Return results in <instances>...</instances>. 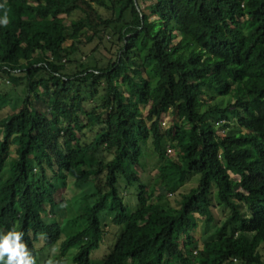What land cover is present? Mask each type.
I'll return each mask as SVG.
<instances>
[{
	"label": "trees",
	"instance_id": "trees-1",
	"mask_svg": "<svg viewBox=\"0 0 264 264\" xmlns=\"http://www.w3.org/2000/svg\"><path fill=\"white\" fill-rule=\"evenodd\" d=\"M5 15L0 75L17 84L3 67L24 71L25 96L0 118V232L22 231L36 259L38 237L51 245L61 234L40 196L54 194L53 177L68 175L76 186L94 183L85 196L93 204L79 216L87 225L60 244L61 256L78 246L70 264H89L103 211L124 229L101 264H264V0H155L146 8L137 0H0ZM85 33L96 43L84 63ZM147 148L156 173L144 184L136 169ZM119 176L137 183L132 212ZM153 187L174 204L152 201ZM199 217L218 233L202 247L192 235Z\"/></svg>",
	"mask_w": 264,
	"mask_h": 264
},
{
	"label": "rangeland",
	"instance_id": "rangeland-1",
	"mask_svg": "<svg viewBox=\"0 0 264 264\" xmlns=\"http://www.w3.org/2000/svg\"><path fill=\"white\" fill-rule=\"evenodd\" d=\"M155 2V0H137V3L142 8L148 7L150 4ZM56 14L58 16H62L59 13H51L49 15ZM90 34L85 33L82 37V42H85L86 45H81L80 49L83 51V55H81L82 62H91L92 54L89 53L91 48L95 46L96 41H89ZM113 38L110 34L105 36L103 43L105 44L106 48L112 49L114 47ZM70 44L75 45V40H70ZM100 49L103 53L106 54L105 50L100 46ZM85 54V55H84ZM104 61V57L100 54H97ZM109 56V55H106ZM22 75H18L20 78L17 84H14L10 79L7 83L3 75H0V118L7 116L8 114L15 112L18 110L21 105L22 101L25 96V80L22 79ZM41 91V90H39ZM119 92L122 94L125 93L123 87L119 88ZM97 102V101H95ZM92 103H86V107L90 108ZM143 115L145 116L148 105H140ZM163 128L168 127L171 125V120L169 116H164L161 118ZM24 126V124H23ZM150 127H152V122H150ZM21 128V127H20ZM20 128H15L14 132ZM236 132V130L229 129L225 133L232 134ZM88 136L84 138V140H89L91 133H87ZM1 136V133H0ZM165 154L170 158H177L179 159V153L171 147L165 146ZM15 146L11 144L10 146V158L15 156L14 153ZM98 155L106 159L107 155H104L101 151H98ZM31 158V157H30ZM157 155L155 152L151 151L150 148L145 150L144 155L141 158L140 166L137 167L136 171L141 174V182L144 184L151 183L150 180L156 173L155 168V160ZM32 159V158H31ZM50 174V170L47 171ZM232 178L238 179L239 172H230ZM52 183L55 185V192L52 195L47 193H43L40 196L41 201L44 203L45 207H47V212L44 215L47 219V222L50 223H58L60 225V237L58 240L49 245L45 243L44 237L40 235L38 239L33 243L36 250V264H70L72 263L73 256L77 252L76 245L67 249L63 256L60 255V244L63 240H65L68 236H71L78 232L79 230L83 229L87 225V220L85 216L89 208L93 204L92 198L85 197L87 193H90L94 190V183L88 182L81 186H76L72 178L70 176H66L63 180L56 178H52ZM195 183L185 182L179 183L176 185L175 192L186 191L190 187L194 186ZM118 191L123 199V203L127 207V211L132 212L138 206V188L137 183H133L127 185L124 179L119 176L118 177ZM154 196L152 201L159 203V204H167L172 203L174 204V195L171 194L169 191H166L163 196H157V189L153 187ZM145 202V201H144ZM220 214V212H219ZM217 211L215 212V217L217 218ZM112 216L113 213L109 211H103L99 214V218L101 224L104 229V236L99 242V244L91 249L89 254V264H101L104 258L110 253L111 249L113 248L118 236L124 229V225L116 226L112 223ZM79 217V218H78ZM222 220V215L220 214ZM229 232V231H227ZM192 235L194 239L197 241L199 247H202L205 241L215 238L218 236L216 232V225L214 223H206L203 217H199L197 219V226L192 231ZM124 264H137L136 261H132L128 259Z\"/></svg>",
	"mask_w": 264,
	"mask_h": 264
},
{
	"label": "clouds",
	"instance_id": "clouds-1",
	"mask_svg": "<svg viewBox=\"0 0 264 264\" xmlns=\"http://www.w3.org/2000/svg\"><path fill=\"white\" fill-rule=\"evenodd\" d=\"M7 22L8 21L6 15L4 18L0 19V25L7 24ZM3 68L9 71L11 75H15V76H18L24 72L21 71V69H9L6 66H4ZM13 70H19V71L14 73ZM2 75L6 77L5 81L8 83L9 78L4 74ZM23 236L24 233L22 231L16 230L15 228L9 229L4 232H0V264H36L34 256L30 252V250L26 247V244L23 241ZM76 247L78 250V246Z\"/></svg>",
	"mask_w": 264,
	"mask_h": 264
},
{
	"label": "built area",
	"instance_id": "built-area-1",
	"mask_svg": "<svg viewBox=\"0 0 264 264\" xmlns=\"http://www.w3.org/2000/svg\"><path fill=\"white\" fill-rule=\"evenodd\" d=\"M19 70H13L14 73L18 72Z\"/></svg>",
	"mask_w": 264,
	"mask_h": 264
}]
</instances>
